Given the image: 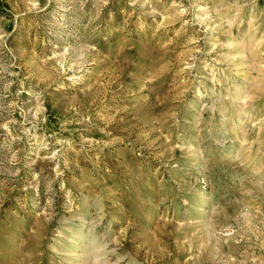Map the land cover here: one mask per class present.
<instances>
[{"label":"rangeland","instance_id":"1","mask_svg":"<svg viewBox=\"0 0 264 264\" xmlns=\"http://www.w3.org/2000/svg\"><path fill=\"white\" fill-rule=\"evenodd\" d=\"M0 264H264V0H0Z\"/></svg>","mask_w":264,"mask_h":264}]
</instances>
